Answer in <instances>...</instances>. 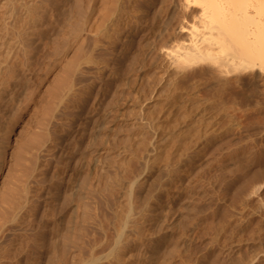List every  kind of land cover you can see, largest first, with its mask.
<instances>
[{
  "label": "rangeland",
  "instance_id": "374dc122",
  "mask_svg": "<svg viewBox=\"0 0 264 264\" xmlns=\"http://www.w3.org/2000/svg\"><path fill=\"white\" fill-rule=\"evenodd\" d=\"M22 1L30 9L27 13L20 11L19 23H14L16 19H6L3 14L8 7L0 6V72L12 71L8 76L5 74L7 77L0 73V107L8 90L14 88L21 96L14 100L18 106L12 101L9 109H0L3 128L0 129L3 144L1 141L0 144L5 152L4 155L0 149V170L4 164L3 172L0 171V184L3 182L0 191L9 181L0 194V264H264V76L251 92L249 87H241L242 90L233 83H228L229 86L220 82L221 86L208 75V80L204 77L205 83L229 88L232 85L235 94L231 93L232 87L229 91L228 87L218 86L221 91L207 84L209 94L200 95L208 98L199 97L206 100V104L199 100L203 107L195 103L193 106L199 109L193 106L170 109L163 99L164 87L159 93H148L167 65L158 51L167 39L161 38L153 47L144 46L146 35L143 34V40L140 35L133 43L125 38L116 40L113 47L119 53L117 48L113 51L110 47L109 43L115 41L113 36L109 37L111 41L105 40L108 36L100 38L103 47L94 44L96 38L89 34L83 44L67 50L68 37L73 31L68 27L70 32L60 31L58 37L51 39V24L46 26L39 20L36 32L27 24L28 16L35 12L34 17L39 19L43 9L37 7L36 11L34 6L30 7L35 0ZM36 1L37 5L41 2ZM107 3L110 9L112 4ZM106 11L108 16L110 11L108 14ZM8 26L13 27L8 29ZM11 28L15 37L20 38H16L18 43ZM20 40L28 41L29 45L25 41L19 44ZM138 50H142L139 56L144 63L139 61ZM69 55L71 58L67 60ZM110 64L120 69L117 72L123 77L117 76ZM100 66L102 70L97 69ZM69 85L71 90H67ZM203 89L206 90V84ZM238 90L246 91V97L250 95V98H242ZM209 97L217 98L216 102L208 103ZM219 99L226 105L218 104L216 109ZM86 115L88 123H85ZM42 132H46L44 140L43 135L40 137ZM38 136L42 142L37 140ZM35 139L38 141L35 145L41 144L36 147L38 151L33 146ZM126 179L131 180V185ZM17 188L19 204L27 203L21 204L24 205L21 209L19 204L15 205L18 201L13 200ZM8 197L18 206L13 207L11 202L9 207L14 212L8 210ZM175 207L180 210L171 225L167 218ZM155 238L160 240L157 246H161L159 249L156 246L159 251L150 258Z\"/></svg>",
  "mask_w": 264,
  "mask_h": 264
},
{
  "label": "bare ground",
  "instance_id": "6f19581e",
  "mask_svg": "<svg viewBox=\"0 0 264 264\" xmlns=\"http://www.w3.org/2000/svg\"><path fill=\"white\" fill-rule=\"evenodd\" d=\"M29 3H32V0H28ZM36 1V0H35ZM33 1V4H29L31 5L30 7L34 6L35 10L37 11V7L40 9H43V15L41 18H36L34 17L35 14L31 12V14L33 16H27L30 17L29 20H27V24H30V26L34 29L35 27L37 28L39 20L40 22L43 21L46 24H51L52 30L50 31V38L53 39L54 37H58L59 35H57L60 31L62 32H67V28L69 27L70 31H73L72 33H70L71 37H68V40L70 38L69 41H67V50L68 48H72L75 47V45H81L84 42V39L88 38L86 37L87 35H91L93 34L94 37L96 38V40H98V42H96V40H94V44L98 43V46H103L105 47L103 44L101 45L99 42L101 37L106 38V36L109 37H114L115 41L113 40V42L108 43L113 47V45H117V41H120L121 39L128 40L130 43L135 42V39L140 36L141 34L146 35V39L145 41V47L146 46H155V44L157 43L158 40H160L161 38L163 39H167L164 40V43H161V47L159 48V54H161V56L163 55V58H165L164 60L167 62L166 67H163V71L161 72V75L158 77L155 85H153V87L151 88V92L149 91L148 93H154V92H160L162 90V88L164 89L162 92L164 93L163 99L164 101L167 103L168 107H170V109H172V107H178V108H187V106H193L196 105L195 103H200L206 100L202 99L200 100L199 97L202 96V98H204V95H200L201 93H207L208 86L211 84L205 83V79L209 77L213 78L216 80V82L218 81V83L222 82V83H227V85H229L230 83L232 85H238L240 88L241 87H249V91L253 92L254 90V85H258V82L261 80L262 76H264V0H107V2L109 1V5H111L110 9L106 7V0H44V2H40L39 0V5H37V1L35 2ZM35 2V3H34ZM21 4L19 6V8H17L15 5ZM27 4V5H26ZM36 4V6H35ZM42 4H45V7H42ZM3 5V7H8L5 11V13L3 14L6 19L12 18V19H16L14 20V23H19V16L20 11H25V13H27V11H29L30 8H28V3H23L22 0H0V6ZM108 5V3H107ZM33 9V8H32ZM39 9V10H40ZM106 9H108L110 12L108 14V10L106 11ZM32 10V11H35ZM105 11L107 12L108 16H105ZM30 13V12H28ZM39 14V13H38ZM24 15V14H23ZM39 16V15H38ZM27 17V18H28ZM31 17H33V19H31ZM26 18V19H27ZM36 18V19H34ZM74 20H75V24H74ZM13 23V25H14ZM25 23V22H24ZM23 23V24H24ZM22 24V25H23ZM43 24V23H42ZM41 24V25H42ZM17 25V24H16ZM20 25V24H19ZM21 25V28H22ZM76 25V26H75ZM27 26V25H25ZM47 26V25H46ZM75 26V27H73ZM10 29V27L13 26H8ZM15 27V26H14ZM20 27V26H19ZM24 27V25H23ZM29 27V28H31ZM28 27H26L27 29ZM20 30V28L17 27L16 30ZM25 29V28H24ZM25 29V31H26ZM39 29V28H38ZM47 29V28H46ZM12 30V28H11ZM29 30V29H28ZM27 30V32H28ZM31 30V29H30ZM29 30V31H30ZM41 29H39L40 32ZM66 30V31H64ZM36 31V29H35ZM45 31V30H44ZM68 31V32H70ZM15 32V31H14ZM20 32V31H19ZM23 32V31H22ZM37 32V31H36ZM39 32L37 33L38 35ZM31 33V31H30ZM12 34H13V30H12ZM33 34V32H32ZM31 34V35H32ZM41 34L43 36V30L41 31ZM14 35V40H16V42L20 39L19 38V34L17 35V37H15L16 34ZM28 34H26L25 36L27 37ZM30 35V34H29ZM21 37V36H20ZM24 39H27V38ZM39 37V36H38ZM49 37V36H48ZM93 37V36H92ZM93 37V38H94ZM144 36L141 35V40H143ZM18 40H17V39ZM23 38V37H21ZM49 38V39H50ZM103 38V39H104ZM31 39V38H30ZM89 39V38H88ZM162 39V40H163ZM33 40V39H32ZM36 40V39H35ZM34 40V41H35ZM64 40V39H63ZM93 40V39H92ZM105 40H110L111 39H105ZM117 40V41H116ZM124 40V42H125ZM159 41V42H162ZM21 41H25V40H20L19 44H22ZM32 41V42H34ZM53 41V40H52ZM51 41V42H52ZM87 41V40H85ZM102 42H104L102 39L100 40ZM122 41V40H121ZM140 41V40H139ZM143 41V42H144ZM16 42H14V46H15V50L18 52V47L16 45ZM88 42V41H87ZM107 41H105L106 43ZM142 42V45H143ZM18 43V42H17ZM26 45H29V42L25 41ZM28 43V44H27ZM35 43H37L35 41ZM64 43V42H63ZM104 43V44H105ZM128 43V42H126ZM141 43V41H140ZM139 42H137V44H140ZM34 44V43H33ZM33 44H31L30 46H32ZM50 44V43H49ZM100 44V45H99ZM107 44V43H106ZM120 44V43H119ZM170 46H169V45ZM25 45V44H23ZM87 45V44H86ZM108 45V44H107ZM130 45V44H129ZM40 46V45H39ZM57 46V45H56ZM97 46V45H96ZM125 46V45H124ZM123 46V47H124ZM133 46V45H132ZM19 47H23L22 45H20ZM26 47V46H25ZM109 47V48H110ZM122 47V46H121ZM120 47V48H121ZM140 47V45H139ZM142 47V46H141ZM140 47V49H141ZM17 48V49H16ZM42 48V47H40ZM52 48V47H51ZM95 48V47H94ZM108 48V47H107ZM108 48V49H109ZM117 47H113V51H115ZM128 48V47H127ZM23 49V48H22ZM53 49V48H52ZM81 49V47H79V50ZM85 49V47L83 48ZM97 49V48H96ZM100 49V48H99ZM106 49V48H105ZM104 49V50H105ZM115 49V50H114ZM139 49V50H140ZM144 49V48H143ZM35 50V49H34ZM66 50V49H65ZM66 50V51H67ZM82 50V49H81ZM103 50V49H102ZM110 50V49H109ZM137 50V49H136ZM138 52L139 56L142 52V50ZM73 51V50H72ZM77 51V50H76ZM83 51V50H82ZM85 51V50H84ZM112 51V52H113ZM123 51V50H121ZM144 51V50H143ZM155 51V50H154ZM54 52V51H53ZM78 52V51H77ZM111 52V51H110ZM111 52V53H112ZM118 48H117V51ZM128 52V51H127ZM131 52V51H130ZM62 53V52H61ZM67 53V52H66ZM114 53V52H113ZM120 53V52H119ZM118 53V54H119ZM147 53V52H146ZM153 53V52H152ZM17 54V53H16ZM53 54V53H52ZM121 54H124L123 52ZM127 54V53H126ZM135 54V53H134ZM15 55V54H14ZM50 55V54H49ZM48 55L47 59L50 58ZM63 55V54H62ZM145 55V54H143ZM150 55V53H149ZM54 56V55H53ZM70 57H68L67 60H69L71 58V55H69ZM76 56V55H75ZM118 57V55H115ZM114 56V57H115ZM126 56V55H125ZM125 56H121L123 58H125ZM136 56V57H137ZM64 57V56H63ZM100 57V56H99ZM143 57V56H142ZM148 57V55H147ZM44 58H46V56H44ZM66 58V56H65ZM103 58V57H102ZM140 58V56H139ZM144 58V57H143ZM51 59V58H50ZM112 59V58H111ZM119 59V58H118ZM136 59V58H135ZM138 59V58H137ZM49 60V59H48ZM104 60V59H101ZM117 60V59H115ZM121 60H123L121 58ZM125 60V59H124ZM142 60V61H141ZM57 61V59H56ZM105 61V60H104ZM113 61V60H112ZM126 61V60H125ZM124 61V62H125ZM128 61V60H127ZM141 63L145 62L144 59L140 60ZM139 61H136L139 62ZM147 61V60H146ZM68 62V61H67ZM108 62V61H105ZM114 62V61H113ZM118 62V60H117ZM63 63V62H61ZM109 63V62H108ZM139 63V64H141ZM121 64V63H120ZM125 64V63H124ZM138 64V63H137ZM136 64V65H137ZM138 64V65H139ZM165 64V63H164ZM163 64V65H164ZM96 65V64H95ZM102 65V64H101ZM107 65V64H106ZM115 67L118 68V66H116V63L114 64ZM118 65V63H117ZM137 65V66H138ZM207 65L206 67L203 66ZM62 66V65H61ZM68 66V65H67ZM99 66V65H98ZM114 67L113 64H110V67ZM122 66V65H121ZM140 66V65H139ZM145 65H143L144 67ZM165 66V65H164ZM66 67V66H65ZM97 67V66H96ZM108 67V65H107ZM111 67V68H112ZM113 69H116V68ZM142 67V68H143ZM146 67V66H145ZM7 68V67H6ZM9 68V66H8ZM7 68V69H8ZM102 68L104 69L103 65ZM138 68V67H137ZM140 68V67H139ZM138 68V69H139ZM97 69H101L98 67ZM109 69V68H108ZM123 69H125V67H123ZM123 73L125 70H123ZM102 70V69H101ZM100 70V71H101ZM107 70V68H106ZM112 70V69H111ZM117 70L120 69H116L114 72H117ZM137 70V69H136ZM140 70V69H139ZM98 71V70H97ZM113 71V70H112ZM121 71V73H122ZM138 71V70H137ZM136 71V73H137ZM2 72V71H1ZM0 72V73H1ZM12 72V71H11ZM9 71V73H11ZM139 72V71H138ZM3 73V72H2ZM9 73H5L7 74V76L9 75ZM101 73V72H99ZM117 76L121 75L119 74V72H117ZM122 73V74H123ZM126 73V72H125ZM124 73V75H126ZM160 73V71H159ZM4 74V73H3ZM2 75L3 77L5 76ZM108 74V73H107ZM110 74V73H109ZM115 74V73H114ZM11 76L13 74H10ZM102 76H104L102 73L100 74ZM208 75H210L208 77ZM212 75V76H211ZM5 76V77H7ZM107 76V75H106ZM112 76V75H110ZM122 76V75H121ZM137 76V75H136ZM13 77V76H12ZM95 77V76H94ZM100 77V76H99ZM98 77V79H99ZM116 77V74H115ZM123 77V76H122ZM157 77V76H156ZM205 77V79H204ZM120 78V77H119ZM9 79H11L9 77ZM156 79V78H155ZM204 79V80H203ZM211 79V78H210ZM209 79V81H210ZM4 80V78H3ZM8 79H6L7 81ZM109 80V79H108ZM117 80V79H116ZM128 80V79H126ZM125 79H123V81H126ZM202 80L204 81V83L206 84V90L203 89L205 87V84L202 82ZM2 81V79H1ZM17 81V80H16ZM106 81V80H105ZM122 81V80H120ZM212 81V79H211ZM4 82V81H3ZM13 82V79H12ZM101 82V81H100ZM207 82V81H206ZM215 82V81H214ZM8 84L10 83V81L7 82ZM106 83V82H105ZM111 83V82H110ZM114 83V82H113ZM120 83V82H118ZM222 83L221 86H222ZM229 83V84H228ZM4 84V83H3ZM11 84H15V83H11ZM70 84V83H69ZM153 84V83H152ZM163 84V85H162ZM207 84H209L207 86ZM215 84V83H214ZM220 84H218V86H220ZM112 85V83H111ZM124 85V84H123ZM204 85V86H203ZM213 85V82H212ZM210 85V87L212 86ZM224 85V84H223ZM225 85L223 86L224 88H227L228 86L225 87ZM231 85L232 87V91L231 93H234V91L236 89H233L234 87ZM2 86V83H1ZM4 86H6L4 84ZM2 86V88L4 87ZM9 86V85H8ZM72 86V85H71ZM69 85V89L67 88V90H71ZM107 86V85H106ZM122 86V85H121ZM128 86V85H127ZM158 86V87H157ZM216 89L220 88V87H216V85H213ZM212 86V87H213ZM230 86V85H229ZM12 87V85H11ZM113 87V86H112ZM118 87V86H117ZM151 87V86H150ZM161 87V88H159ZM209 87V88H210ZM213 87V88H214ZM223 87H221L223 89ZM231 87L228 89L230 91ZM1 88V89H2ZM5 88V87H4ZM10 88V87H9ZM119 88V87H118ZM121 88V87H120ZM124 88V87H123ZM213 88H210L213 90ZM214 88V89H215ZM220 88V90L222 91V89ZM257 87H255L256 89ZM8 89V88H6ZM126 89V88H125ZM217 89V90H218ZM243 90V88H241ZM240 89V90H241ZM101 90V89H100ZM118 90V89H117ZM206 92H204V91ZM234 90V91H233ZM246 90V89H245ZM248 90V89H247ZM1 91V90H0ZM6 91V90H5ZM4 91V92H5ZM9 92H7V96L2 97L3 98V105L0 107V109H7V107L10 105V103L16 99H18L19 95H17V92L14 88L10 90H8ZM103 91V90H102ZM119 91V90H118ZM208 91V92H210ZM214 91V90H213ZM225 91V89H224ZM255 91V90H254ZM257 91V90H256ZM3 92V94H4ZM219 92V91H217ZM236 92V91H235ZM238 93L241 92L243 97L242 98H247L250 95H247L246 97V91H237ZM19 94H21L20 92H18ZM118 93V92H117ZM121 93V92H120ZM162 93V94H163ZM220 93V92H219ZM219 93H217L219 95ZM250 93V92H249ZM248 93V94H249ZM256 93V92H255ZM25 93H22V95ZM64 94V93H63ZM209 93L205 94L206 96ZM211 94V93H210ZM216 94V93H215ZM235 94V93H234ZM233 94V95H234ZM240 94V93H239ZM251 94V93H250ZM253 94V93H252ZM65 95V94H64ZM113 95V94H112ZM111 95V96H112ZM117 95V94H116ZM125 95V94H124ZM160 96V94H156V96ZM217 95V96H218ZM240 95V96H242ZM2 96V95H1ZM0 96V98H1ZM4 96V95H3ZM25 96V95H24ZM52 96V95H51ZM72 96V95H70ZM115 96V95H114ZM204 96V97H203ZM21 97V96H20ZM19 97V98H20ZM54 97V96H53ZM64 97V96H63ZM214 97V96H213ZM211 98V100H213L214 98ZM220 97V96H219ZM61 98V96H60ZM66 98V97H64ZM150 98V97H149ZM208 98V97H206ZM204 98V99H206ZM244 98V99H245ZM76 99V98H75ZM115 99V98H114ZM151 99V98H150ZM217 99V98H216ZM216 99H214L213 101L210 100L209 97V101L207 100L208 103L211 102H216ZM243 99V100H244ZM62 102V98L59 99ZM65 100V99H64ZM63 100V101H64ZM198 100V102H197ZM200 100V102H199ZM224 100V99H223ZM17 101V100H16ZM218 101V100H217ZM219 101L221 102H217L216 104H223L222 100L219 99ZM15 102V101H14ZM16 103V102H15ZM63 103V102H62ZM18 103H16L17 105ZM61 104V103H60ZM64 104V103H63ZM204 104H206V102H204ZM213 104V103H212ZM215 103L213 104L214 107L216 105ZM216 105V106H217ZM226 105V104H223ZM18 106V105H17ZM68 106V105H67ZM199 108L203 107L198 104ZM220 105L217 106L216 109H218ZM79 107V106H78ZM107 107V105H106ZM197 107V106H196ZM193 106V108H196ZM224 106H222L223 108ZM11 108V106H10ZM18 109V107H16ZM175 108V109H176ZM192 108V109H193ZM198 108V107H197ZM196 108V109H197ZM198 108V109H199ZM226 108V107H225ZM9 109V107H8ZM16 109V110H17ZM73 109V108H72ZM81 109V108H80ZM105 109V108H104ZM189 109L191 110V108L189 107ZM211 109V108H210ZM213 109V108H212ZM220 109V108H219ZM12 110V109H11ZM107 110V109H106ZM182 110V109H181ZM202 110V109H201ZM204 110V109H203ZM206 110V109H205ZM224 110V109H222ZM3 111V110H2ZM15 111V110H14ZM13 111V112H14ZM18 111V110H17ZM79 111V110H78ZM12 112V111H11ZM190 112V111H189ZM201 112V111H200ZM2 112L0 111V114ZM91 113V112H90ZM89 113V114H90ZM3 115V114H2ZM5 115V113H4ZM3 115V119L5 118ZM8 115V114H7ZM6 115V116H7ZM79 114H77L78 116ZM10 116V115H9ZM75 116V115H74ZM73 116V117H74ZM80 116V115H79ZM87 118H85L86 122L88 123V118L89 116L86 115ZM85 116V117H86ZM91 116V115H90ZM1 118V117H0ZM9 118V117H8ZM6 119V118H5ZM4 119V120H5ZM70 119V118H69ZM98 119V118H97ZM83 120V121H85ZM65 121V120H64ZM1 122V121H0ZM10 122V121H9ZM68 123V122H67ZM66 123V124H67ZM95 123V122H93ZM3 124V123H2ZM8 124V123H7ZM6 124V125H7ZM5 125V124H4ZM10 125V124H9ZM72 125V123H71ZM94 125V124H93ZM70 126V125H69ZM3 127V125H2ZM12 127V126H11ZM78 127V126H77ZM87 127V126H85ZM93 127V126H92ZM69 128V127H68ZM91 128V127H90ZM1 129V127H0ZM3 129V128H2ZM1 129V130H2ZM44 129V128H43ZM85 129V128H84ZM83 129V131H84ZM19 130V129H18ZM76 130V129H75ZM86 130V129H85ZM91 130V129H90ZM9 131V130H8ZM42 131V130H41ZM45 131V130H43ZM83 131L81 130V132L83 133ZM3 132V131H2ZM6 132V131H4ZM13 132V131H12ZM80 132V133H81ZM88 132V131H87ZM141 132V131H140ZM7 133V132H6ZM6 133H3L6 134ZM10 133V132H9ZM81 133V134H82ZM86 134V132H84ZM128 133V132H127ZM126 133V134H127ZM32 134V133H31ZM46 135V132H42L39 136L42 137V135ZM91 134V133H90ZM136 134V133H135ZM1 135V134H0ZM7 135V134H6ZM43 135V136H44ZM84 135V134H83ZM81 135V136H83ZM37 138L40 139V141L42 142V139H45L42 137L41 138ZM85 136V135H84ZM87 137V136H86ZM91 139H93L92 136H89ZM128 137V136H127ZM3 138V137H2ZM36 138V137H35ZM126 138V137H125ZM14 139V138H13ZM75 139V138H74ZM132 139V137H131ZM130 139V140H131ZM36 140V139H35ZM34 142L35 149L36 147H39V143H41L39 141V145H35L36 142ZM80 140V139H79ZM94 140V139H93ZM3 144V140H0ZM89 141H91L89 139ZM33 142V141H32ZM88 142V141H87ZM92 142V141H91ZM90 142V143H91ZM96 142V141H95ZM124 142V141H123ZM128 142V140H127ZM17 143V142H16ZM95 144V143H94ZM14 145V144H13ZM86 145V144H84ZM83 145V146H84ZM96 145V144H95ZM45 147V145H42ZM41 146V147H42ZM82 146V145H81ZM97 146V145H96ZM14 147V146H13ZM25 147V146H24ZM94 147V146H93ZM5 148V147H4ZM18 148V147H17ZM30 148V147H29ZM33 148V147H32ZM96 148V147H95ZM99 148V147H98ZM0 149H1V144H0ZM2 150V149H1ZM14 150V149H13ZM18 150V149H16ZM37 150V149H36ZM46 150V149H45ZM72 150V149H71ZM3 151V150H2ZM1 151V152H2ZM38 151V150H37ZM42 151V150H41ZM147 151V150H146ZM4 152V151H3ZM2 152V153H3ZM16 152V151H15ZM44 152V149H43ZM18 153V151H17ZM49 153V152H48ZM141 153V152H140ZM5 155V152L3 153ZM2 154V155H3ZM35 154V153H34ZM99 155V154H98ZM102 155V154H101ZM141 155V154H140ZM142 156V155H141ZM4 157V156H2ZM16 157V155H15ZM14 157V158H15ZM34 157V156H33ZM39 157V156H38ZM85 157V156H84ZM139 157V156H138ZM17 158V157H16ZM24 158V157H23ZM27 158V157H26ZM80 158V157H79ZM101 158V157H100ZM137 158V157H136ZM34 160L36 159L33 158ZM96 159V158H95ZM5 160V159H4ZM80 160V159H79ZM94 160V159H93ZM98 160V159H97ZM129 160V159H128ZM127 160V161H128ZM72 161V160H71ZM82 161V160H80ZM116 161V160H115ZM126 161V160H124ZM76 162V161H75ZM99 162V161H98ZM6 163V162H5ZM38 163V162H37ZM84 163V162H83ZM91 163V162H90ZM100 164V163H99ZM122 164V163H121ZM124 164V163H123ZM127 164V162L125 163V165ZM9 162H8V166H9ZM35 165V164H34ZM38 165V164H37ZM33 166V165H32ZM36 166V165H35ZM81 166V165H80ZM84 166V165H83ZM110 166V165H109ZM120 166V165H119ZM127 166V165H126ZM14 167V166H13ZM30 167V165H29ZM125 167V166H124ZM17 168V167H16ZM33 168L35 169L36 167L33 166ZM32 168V169H33ZM42 168V167H41ZM40 168V169H41ZM44 168V167H43ZM4 169V164L1 167V173L3 172ZM11 169V168H9ZM27 169V168H26ZM33 169V171H34ZM39 169V167H38ZM77 169V168H76ZM129 169V168H128ZM147 169V168H146ZM37 170V168H36ZM108 170V169H107ZM119 170V169H118ZM145 170V169H144ZM7 171V170H6ZM11 171V170H10ZM9 171V172H10ZM17 171V170H16ZM29 171V170H28ZM124 171V170H123ZM6 173V172H5ZM116 173V172H115ZM12 174V173H11ZM127 174V173H126ZM118 176V174H116ZM129 175V174H128ZM127 175V176H128ZM132 175V174H131ZM135 175V174H134ZM141 175V174H140ZM15 176V175H14ZM83 176V175H81ZM105 176V175H104ZM137 176V175H136ZM139 176V175H138ZM4 178H8L5 177L3 174ZM12 177V176H11ZM71 177V176H70ZM110 177V176H109ZM121 177V176H120ZM125 178H127L126 176H124ZM145 177V176H144ZM135 178V177H134ZM138 178V177H137ZM135 178V179H137ZM24 179V177H23ZM28 179V178H27ZM35 179V178H34ZM107 179V177L104 179ZM133 179V178H131ZM139 179V178H138ZM14 180V179H13ZM22 180V179H21ZM76 180V179H75ZM123 180V179H122ZM129 180V179H126ZM134 180V179H133ZM2 181V180H1ZM0 181V182H1ZM7 181V179H6ZM18 181V180H17ZM20 181V180H19ZM18 181V183H19ZM107 181V180H106ZM131 180H129L130 183ZM9 182V181H8ZM6 182V183H8ZM26 182V181H25ZM73 182V181H72ZM86 182V181H85ZM110 182V181H109ZM121 181L119 180V183ZM125 182V180H124ZM150 182V181H149ZM3 183V182H2ZM2 183L0 184V186L2 185ZM5 183V185H6ZM9 184V183H8ZM86 184V183H85ZM4 186H2V189H4ZM27 185V183H26ZM25 185V186H26ZM71 185V184H70ZM73 185V184H72ZM121 185V184H120ZM131 185V183H130ZM178 185V184H177ZM23 186V185H22ZM87 186V184H86ZM8 187V185H7ZM5 187V188H7ZM21 187V186H20ZM24 187V186H23ZM76 187V186H75ZM83 187V186H82ZM131 187V186H130ZM25 188V187H24ZM78 188V187H77ZM2 189L0 191L1 193H4V190L2 192ZM13 188H10V190H12ZM21 189V188H19ZM26 189V188H25ZM24 189V190H25ZM29 189V188H28ZM162 189V188H161ZM179 189V188H178ZM9 190V189H8ZM9 190V191H10ZM14 190V189H13ZM71 190V189H70ZM74 190V189H73ZM173 190H177V189H173ZM79 191V190H78ZM159 191V189H158ZM6 192V191H5ZM83 192V191H82ZM175 192V191H174ZM12 195L15 194L14 191L12 193ZM8 193V194H9ZM18 193V188H17V192H16V197H14L16 202L19 200V197H17ZM57 193V192H56ZM65 193V192H64ZM71 193V192H70ZM148 193V192H147ZM179 193V192H178ZM32 194V193H31ZM157 194V193H156ZM11 195V197H13ZM14 195V196H15ZM4 196V195H3ZM78 196V195H77ZM80 196V195H79ZM6 197V196H5ZM10 197V196H9ZM8 197V202L11 206V202H13L12 200H9L10 198ZM56 197V196H55ZM82 197V196H81ZM145 197V196H144ZM1 198V197H0ZM17 198V199H16ZM32 198V197H31ZM61 198V197H59ZM66 198V197H65ZM76 198V197H75ZM74 198V199H75ZM80 198V197H79ZM69 198H67L68 200ZM73 199V198H72ZM148 199V198H147ZM168 199V198H167ZM23 200V198L21 199ZM25 200V199H24ZM23 200V201H24ZM28 200V198H27ZM66 200V199H65ZM66 200V201H67ZM157 200V199H156ZM162 200V199H161ZM72 201V200H71ZM70 201V202H71ZM158 201V200H157ZM160 201V200H159ZM63 202V201H62ZM65 202V201H64ZM63 202V203H64ZM161 202V201H160ZM25 202L19 204L18 203H14L13 202V207L14 204L17 205L19 204V207L16 206L18 209H21L22 206L21 204H24ZM156 203V202H155ZM27 204V203H25ZM67 204V203H66ZM151 204V203H150ZM163 204V202H162ZM21 205V206H20ZM161 205V204H160ZM56 206V205H55ZM60 206V205H58ZM67 206V205H66ZM178 206V205H176ZM186 206V205H185ZM7 207V206H6ZM5 207V208H6ZM7 207V208H8ZM15 207V208H16ZM78 207V206H76ZM157 207V206H156ZM172 207V206H170ZM183 207V206H182ZM152 208V207H151ZM186 208V207H185ZM13 210L12 207H9L8 210ZM56 209V208H55ZM17 210V209H16ZM144 210V209H143ZM180 209L178 207L173 208L172 214H170L168 216V214L166 216H168L167 220L170 221V224L172 225L171 222H174L177 219L178 216V211ZM19 211V210H17ZM16 211V212H17ZM21 211V210H20ZM74 211V210H73ZM154 211V210H153ZM14 212V210H13ZM15 212V213H16ZM25 212V211H24ZM144 212V211H143ZM146 212V211H145ZM144 212V213H145ZM156 212V210L154 211ZM159 212V211H158ZM165 212V211H164ZM14 213V214H15ZM19 213V212H17ZM152 213V212H151ZM170 213V212H167ZM7 214V213H5ZM63 214V213H62ZM73 214V212H72ZM118 214V213H117ZM147 214V213H146ZM155 214V213H154ZM158 213L156 212V215ZM9 215V214H8ZM7 215V216H8ZM16 215V214H15ZM124 215V214H123ZM127 215V214H126ZM152 215V214H151ZM164 216V214H163ZM121 217V216H120ZM129 217V216H128ZM147 217V216H146ZM154 217V216H153ZM181 217V216H179ZM64 218V217H63ZM152 218V217H151ZM75 219V217H74ZM73 219V220H74ZM119 219V218H118ZM68 220V219H67ZM77 220V219H76ZM128 220V219H127ZM147 220V219H146ZM153 220V219H152ZM151 220V221H152ZM166 220V221H167ZM49 221V220H48ZM56 221V220H55ZM141 221V220H140ZM165 222L164 219V223H168ZM122 222V221H121ZM150 222V221H149ZM64 223V222H63ZM70 223V222H69ZM74 223V222H73ZM163 223V222H162ZM143 224V223H142ZM147 224V223H146ZM69 225V224H68ZM145 225V224H144ZM176 225V224H174ZM139 226V225H138ZM168 226V225H167ZM45 228V227H44ZM124 228V227H123ZM58 229V228H57ZM127 229V228H126ZM129 229V228H128ZM66 230V229H65ZM123 230V229H122ZM131 230V229H130ZM124 231V230H123ZM147 231V230H146ZM65 232V231H64ZM74 232V230L72 231ZM121 232H119L120 234ZM124 233V232H122ZM138 233V232H137ZM141 233V232H140ZM146 233H144L145 235ZM150 234V233H149ZM140 235V234H139ZM122 236V235H121ZM128 236V235H127ZM134 236V235H133ZM149 236V235H148ZM140 237V236H138ZM164 237V236H163ZM166 237V236H165ZM42 238V237H41ZM72 238V237H71ZM124 238V237H123ZM146 238V237H145ZM161 239V237H159ZM121 239V238H120ZM156 239V238H155ZM69 240V239H68ZM152 240V239H151ZM157 240V239H156ZM53 241V240H51ZM55 242H58L57 240H54ZM163 241V239L161 240ZM119 242V240H118ZM123 242H125L123 240ZM154 242V241H152ZM160 240L155 241V247L153 250H150V258L151 256H155L157 254H154V252H158L156 251V248L158 247L157 244H159ZM60 243V242H59ZM115 243V242H114ZM46 244V243H45ZM67 244V243H66ZM120 244V243H119ZM154 244V243H153ZM56 245V244H55ZM61 245V244H60ZM44 246V244L42 245ZM72 246V244H71ZM154 246V245H153ZM157 246V247H156ZM161 246V245H160ZM159 246V247H160ZM48 247V246H47ZM55 247V246H53ZM58 247V246H57ZM60 247V246H59ZM75 247V246H74ZM77 247V246H76ZM117 247V246H116ZM158 247V249H159ZM52 248V247H51ZM50 248V250H51ZM56 248V247H55ZM151 248V247H150ZM118 249V248H117ZM149 249V248H147ZM155 250V251H154ZM56 251V250H55ZM77 251V250H76ZM148 250H145V252ZM125 252V251H124ZM49 254V253H48ZM54 254V252L52 253ZM148 255V254H147ZM148 255V256H149ZM1 256V255H0ZM55 257V256H53ZM154 258V257H153ZM49 259V258H48ZM121 259V258H120ZM50 260V259H49ZM126 260V259H125ZM123 260V261H125ZM50 262V261H49ZM127 262V260H126ZM252 263V262H251ZM14 264V263H13Z\"/></svg>",
  "mask_w": 264,
  "mask_h": 264
}]
</instances>
